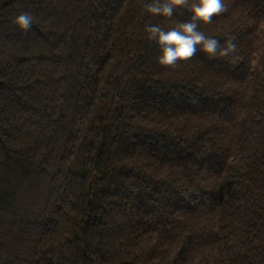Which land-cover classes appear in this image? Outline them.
Returning a JSON list of instances; mask_svg holds the SVG:
<instances>
[{"label": "trees", "instance_id": "16d2710c", "mask_svg": "<svg viewBox=\"0 0 264 264\" xmlns=\"http://www.w3.org/2000/svg\"><path fill=\"white\" fill-rule=\"evenodd\" d=\"M190 16L0 0V264H264V0L160 64L146 25Z\"/></svg>", "mask_w": 264, "mask_h": 264}, {"label": "clouds", "instance_id": "9594fccd", "mask_svg": "<svg viewBox=\"0 0 264 264\" xmlns=\"http://www.w3.org/2000/svg\"><path fill=\"white\" fill-rule=\"evenodd\" d=\"M187 4L191 12L189 19L178 22L165 29L159 24L146 25L149 39H154L160 46L158 62L162 65H175L178 61L187 60L199 50L204 55H214L221 47L228 51L241 45L240 33L235 27L232 36L223 44L215 36L207 35L199 27L210 22L214 15L225 9V0H146L147 11L152 15L171 17L177 5ZM33 17L28 12L18 14L14 23L18 28L27 30L32 26Z\"/></svg>", "mask_w": 264, "mask_h": 264}]
</instances>
